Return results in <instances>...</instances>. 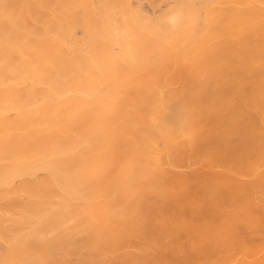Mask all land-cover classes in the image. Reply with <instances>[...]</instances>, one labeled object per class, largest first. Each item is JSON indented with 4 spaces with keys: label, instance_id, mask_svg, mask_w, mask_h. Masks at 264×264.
<instances>
[{
    "label": "bare ground",
    "instance_id": "obj_1",
    "mask_svg": "<svg viewBox=\"0 0 264 264\" xmlns=\"http://www.w3.org/2000/svg\"><path fill=\"white\" fill-rule=\"evenodd\" d=\"M0 264H264V0H0Z\"/></svg>",
    "mask_w": 264,
    "mask_h": 264
}]
</instances>
